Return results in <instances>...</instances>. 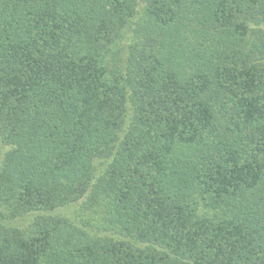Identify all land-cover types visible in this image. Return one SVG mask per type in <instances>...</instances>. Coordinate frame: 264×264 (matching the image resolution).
Returning a JSON list of instances; mask_svg holds the SVG:
<instances>
[{"label":"trees","instance_id":"trees-1","mask_svg":"<svg viewBox=\"0 0 264 264\" xmlns=\"http://www.w3.org/2000/svg\"><path fill=\"white\" fill-rule=\"evenodd\" d=\"M0 264H264V0H0Z\"/></svg>","mask_w":264,"mask_h":264}]
</instances>
